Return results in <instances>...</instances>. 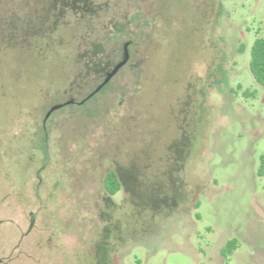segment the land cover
<instances>
[{
	"label": "rangeland",
	"instance_id": "obj_1",
	"mask_svg": "<svg viewBox=\"0 0 264 264\" xmlns=\"http://www.w3.org/2000/svg\"><path fill=\"white\" fill-rule=\"evenodd\" d=\"M18 1L0 0V257L19 236L12 207L35 227L19 247L30 257L0 264H264V88L249 70L264 0H87L51 43L15 21ZM127 40L106 90L43 124ZM113 168L128 185L109 202Z\"/></svg>",
	"mask_w": 264,
	"mask_h": 264
},
{
	"label": "trees",
	"instance_id": "obj_2",
	"mask_svg": "<svg viewBox=\"0 0 264 264\" xmlns=\"http://www.w3.org/2000/svg\"><path fill=\"white\" fill-rule=\"evenodd\" d=\"M90 4L87 3V0H19L14 7V17L16 19H20L19 24H26V28L28 26H32L33 24L41 25L43 31V40L45 42L51 43L53 42L51 39V32L58 25L57 19L64 11H74L79 15H83L82 12L91 13ZM53 17L54 21L49 25L46 29H43L42 24L44 25L48 18ZM81 17V16H79ZM32 37L28 38L29 42ZM35 45H31L33 50L41 52L43 49H48L47 46L49 44L42 47V45H38L36 43H31ZM103 53V49L96 45L92 47L91 52L87 55L88 64L90 67L95 66L97 68V62H95V58L100 56ZM250 58H249V70L252 74L255 82L264 88V22L262 24V28L260 31V35H258L251 47H250ZM104 55V53H103ZM91 70V69H90ZM101 72L102 69L93 70V72ZM92 72V71H91ZM244 96H247V93H244ZM252 97L253 94L250 93ZM258 175H264V152L259 157V166H258ZM107 184V192L110 195H114L118 190V184L116 183L113 174H109L106 177ZM238 242L236 239L228 240L223 246L221 253L223 257H228L237 249Z\"/></svg>",
	"mask_w": 264,
	"mask_h": 264
},
{
	"label": "flooded vegetation",
	"instance_id": "obj_3",
	"mask_svg": "<svg viewBox=\"0 0 264 264\" xmlns=\"http://www.w3.org/2000/svg\"><path fill=\"white\" fill-rule=\"evenodd\" d=\"M125 42L129 43V45H128V52H129V60H128V62L113 76V78H111V80L105 86H103L95 95H93V96H91L90 98L87 99V97L103 82L106 72H108L117 62H119L121 60L122 55L111 66L103 68V70L101 72L100 71L99 72H90L89 77L92 79V90L88 94H86V96L81 100V101L85 100L83 103H80L81 101L77 102V101H75L73 99H70L68 101H73V103L69 104V105H83L85 102L91 100L97 94H99V93L103 92L104 90H106L107 86L112 82V80L116 77V75H118L121 72L122 69H124L127 65L130 64L131 54H130V51H129V47H130V45H132L133 41L132 40H127ZM122 54H123V45H122ZM68 101H66V102H68ZM69 105H65V106H69ZM109 174H113L114 179H115L116 183L118 184V190H117V192L114 195H110L107 192L106 177ZM125 176L126 175L122 174L120 172V169H118V168H113V169L107 171L104 174L102 186H103V189L105 190V192L107 194L106 195V197H107L106 199L109 202H111L112 197L115 196L120 191H126V186L128 185V178H127V176L126 177ZM19 208H22V209H19ZM18 209H19L20 212L18 211ZM11 210H13L12 211L13 215H12L11 218H9V221H10L9 223L10 224H14V226L18 229L17 235H19V236H18L17 241L9 249V252H8V256L9 257H5V258L0 257V263L4 262V261H10L11 262L13 260L19 259L21 255L26 257V258L30 257V254L28 253L29 252V248H25V250H24L22 247L21 248H19V247H20L22 241L26 237H28V235L32 232V229L35 227V226L34 227L31 226L32 223H33V219L31 218L32 217V212L31 211L30 212H25L24 206H19L17 209L16 208L13 209V207H12ZM13 216L16 218V221L13 220ZM22 223H23V225L25 224L24 227L21 226Z\"/></svg>",
	"mask_w": 264,
	"mask_h": 264
},
{
	"label": "water",
	"instance_id": "obj_4",
	"mask_svg": "<svg viewBox=\"0 0 264 264\" xmlns=\"http://www.w3.org/2000/svg\"><path fill=\"white\" fill-rule=\"evenodd\" d=\"M128 45H129L128 42H125L123 44V54H122L121 60L117 62L108 72H106L103 82L87 97V99L95 95L103 86H105L111 80V78H113V76L128 62L129 60ZM84 101L85 100L81 101L80 103H83ZM72 103L73 101H68V102L57 104V105L50 107L47 113L45 114V117L43 119V124H45L46 120L49 118V116L54 111L62 108L65 105H69Z\"/></svg>",
	"mask_w": 264,
	"mask_h": 264
}]
</instances>
